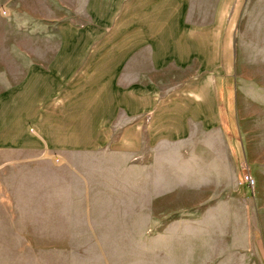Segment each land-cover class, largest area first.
<instances>
[{"label": "crops", "instance_id": "1", "mask_svg": "<svg viewBox=\"0 0 264 264\" xmlns=\"http://www.w3.org/2000/svg\"><path fill=\"white\" fill-rule=\"evenodd\" d=\"M75 1L54 19L24 6V43L0 24V264H111L106 246L148 229L174 252L194 227L264 261L242 109L264 102V0Z\"/></svg>", "mask_w": 264, "mask_h": 264}, {"label": "rangeland", "instance_id": "2", "mask_svg": "<svg viewBox=\"0 0 264 264\" xmlns=\"http://www.w3.org/2000/svg\"><path fill=\"white\" fill-rule=\"evenodd\" d=\"M58 1L1 0L0 13L5 21H0V24L4 30V38L7 42L24 43V31L34 26L26 20L28 16L24 12V6L28 7L33 16L43 15L54 19ZM75 3L79 5L81 2L76 0ZM11 9L14 15L17 14L15 17L10 16ZM28 24L31 26L29 27ZM242 106L247 115L243 117V130L247 135L246 139L252 144H250L251 153L254 156L264 155V102L244 101ZM243 166L248 167L247 159L240 164V184L247 187L242 183ZM263 171L264 169L261 170ZM194 224L197 223L194 222ZM175 231L177 241L174 252V243L169 241L170 230L148 229L144 246L127 243L106 246L110 248L107 257H111V264H264V261L227 260L234 257L233 254L227 253L226 249L227 244L231 243L230 237L236 230H202L194 227ZM219 256H225L226 259L217 260ZM106 263L109 264L108 259Z\"/></svg>", "mask_w": 264, "mask_h": 264}, {"label": "built area", "instance_id": "3", "mask_svg": "<svg viewBox=\"0 0 264 264\" xmlns=\"http://www.w3.org/2000/svg\"><path fill=\"white\" fill-rule=\"evenodd\" d=\"M244 174L242 183H244L253 193L255 192L256 182L251 173L248 170L247 166H243Z\"/></svg>", "mask_w": 264, "mask_h": 264}]
</instances>
